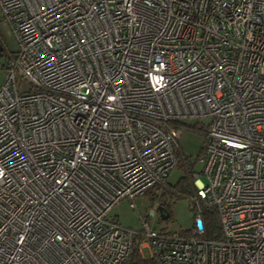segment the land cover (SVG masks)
<instances>
[{
  "label": "built area",
  "instance_id": "1",
  "mask_svg": "<svg viewBox=\"0 0 264 264\" xmlns=\"http://www.w3.org/2000/svg\"><path fill=\"white\" fill-rule=\"evenodd\" d=\"M0 13L17 44L0 86V264H125L135 245L154 264H264V0H0ZM186 118H208L205 183L179 156ZM180 158L189 229L150 223L159 201L138 228L108 214Z\"/></svg>",
  "mask_w": 264,
  "mask_h": 264
},
{
  "label": "rangeland",
  "instance_id": "2",
  "mask_svg": "<svg viewBox=\"0 0 264 264\" xmlns=\"http://www.w3.org/2000/svg\"><path fill=\"white\" fill-rule=\"evenodd\" d=\"M0 37L2 40L3 50L0 54V86L3 83L6 73L8 71V61L11 55L14 54L17 49L16 41L11 33L10 26L1 17L0 13ZM24 88L25 85H22ZM208 118L200 119L197 121L195 119L186 118L183 119L186 127H192L198 122L197 128H185L181 131V134L177 138L178 152L182 159H185L188 167L193 172L198 173L199 179L205 183L206 178L202 175L201 170L203 163L200 160V152L203 144L204 138V123H207ZM180 158V162L177 163L167 174L166 181L170 185H176L179 180L186 177V171L183 166V161ZM190 181H188L189 183ZM135 207L131 208L128 201L121 200L114 206H112L109 211V215L112 216L117 222L122 226L138 228L141 226V217L148 214L150 211L151 202L145 196L136 197L134 199ZM164 212V211H163ZM170 215L166 220H162L158 223L157 217L152 215L149 217V222L155 226L167 224L169 229L174 231L187 230L192 226L193 210L190 206L189 199L182 197L174 203L170 208V211L165 212ZM145 252V249H143Z\"/></svg>",
  "mask_w": 264,
  "mask_h": 264
},
{
  "label": "trees",
  "instance_id": "3",
  "mask_svg": "<svg viewBox=\"0 0 264 264\" xmlns=\"http://www.w3.org/2000/svg\"><path fill=\"white\" fill-rule=\"evenodd\" d=\"M2 40L0 37V47H2ZM198 122L193 125V128H197ZM204 126V125H203ZM202 151V147H201ZM201 153V152H200ZM187 176V175H186ZM188 177H183L179 180L176 185H170L166 180L158 185H156L153 189L149 190L145 197L149 199L152 203L153 201H159V207H161L162 211L168 212L172 206L174 201L189 196L190 193V182L188 183ZM204 219L207 224L208 234L211 236L212 233H218V220L216 213L213 209L204 208ZM170 215H168L169 217ZM125 264H154V260L152 259H144L139 250L138 246H133L131 253L126 260Z\"/></svg>",
  "mask_w": 264,
  "mask_h": 264
},
{
  "label": "water",
  "instance_id": "4",
  "mask_svg": "<svg viewBox=\"0 0 264 264\" xmlns=\"http://www.w3.org/2000/svg\"><path fill=\"white\" fill-rule=\"evenodd\" d=\"M0 49H1V47H0ZM158 210H159V212H161L162 211L161 207H158ZM160 215H161L162 219H164V220H166L168 218V214L165 212H161Z\"/></svg>",
  "mask_w": 264,
  "mask_h": 264
},
{
  "label": "flooded vegetation",
  "instance_id": "5",
  "mask_svg": "<svg viewBox=\"0 0 264 264\" xmlns=\"http://www.w3.org/2000/svg\"><path fill=\"white\" fill-rule=\"evenodd\" d=\"M2 53V50H0V54Z\"/></svg>",
  "mask_w": 264,
  "mask_h": 264
}]
</instances>
